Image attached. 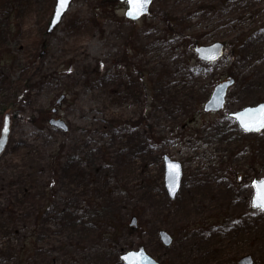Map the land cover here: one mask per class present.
Returning <instances> with one entry per match:
<instances>
[{"label":"rangeland","instance_id":"374dc122","mask_svg":"<svg viewBox=\"0 0 264 264\" xmlns=\"http://www.w3.org/2000/svg\"><path fill=\"white\" fill-rule=\"evenodd\" d=\"M54 6L0 0V264H125L141 246L161 264H264V130L230 116L264 101V0H154L135 22L126 2L72 0L48 32ZM216 41L224 55L200 60ZM165 155L183 164L175 199Z\"/></svg>","mask_w":264,"mask_h":264},{"label":"water","instance_id":"95a60500","mask_svg":"<svg viewBox=\"0 0 264 264\" xmlns=\"http://www.w3.org/2000/svg\"><path fill=\"white\" fill-rule=\"evenodd\" d=\"M122 2L126 0H120ZM72 0H68V5L65 8V10L62 12L61 17L59 20L55 19V14L58 10V0H55V6H54V12L52 15V18L50 19L49 26H48V32H51L57 27V25L61 22L63 16L69 9V6L71 4ZM153 3V0H150L149 3H147L144 11L142 14L138 15L137 18H133L128 13L132 10L131 5L128 4V9L126 11L127 18L131 20H138L142 16L147 15L149 13L150 7ZM195 51L197 53V56L199 59L206 61V62H214L221 58L225 53V47L224 44L221 42H214L210 45H203V46H197L195 48ZM234 83V80H226L224 82H221L217 84L213 91L211 96L209 97L208 101L205 103V111H219L225 107L226 102V95L228 88ZM261 110H264V102L258 103L254 106H247L243 109H240L237 112L231 113V117H233L237 123L239 124L240 128L247 133H259L264 130V127H260L259 130H246L244 127V124L242 121H251L252 126L255 129L256 127H259V121L261 119H264V112ZM50 125L55 128H60L63 131H68V125L65 123L62 119H56L52 118L49 121ZM9 130H10V118L7 116L5 118L4 126L2 129V134L0 137V155L4 151L9 137ZM164 165H165V187L166 190L170 196V198L174 199L176 198L177 194L180 191L181 183H182V177H183V167L181 162L177 160H173L170 156L165 155L164 156ZM260 182H264L263 179H256L253 182V186L255 189V194L253 196V202L252 207L253 208H259L254 206V202L257 200V185L260 184ZM264 210V209H263ZM136 225V218H132L130 222V226ZM160 238L165 246H170L173 242L172 236L162 230L159 232ZM121 258L125 262V264H159V262L153 258L151 255L147 253V251L141 247L138 250H130L126 253H123L121 255ZM254 260L252 256L246 255L239 259L238 264H253Z\"/></svg>","mask_w":264,"mask_h":264},{"label":"snow or ice","instance_id":"6c2138e0","mask_svg":"<svg viewBox=\"0 0 264 264\" xmlns=\"http://www.w3.org/2000/svg\"><path fill=\"white\" fill-rule=\"evenodd\" d=\"M126 2L129 3L132 8L128 14L135 19L138 17V15L143 13L147 3H149L150 0H126ZM58 5L59 7L55 14L56 20L60 19L62 12L68 5V0H58ZM261 111L264 112V110ZM242 123L244 124L245 129L249 131L259 130L260 127H264V119L259 121V127H256L255 129L253 128L251 121H242ZM254 206L264 209V182H260V184L257 185V200L254 202Z\"/></svg>","mask_w":264,"mask_h":264},{"label":"trees","instance_id":"16d2710c","mask_svg":"<svg viewBox=\"0 0 264 264\" xmlns=\"http://www.w3.org/2000/svg\"><path fill=\"white\" fill-rule=\"evenodd\" d=\"M166 22H167V25L170 27L169 29L174 32L171 22L168 19L166 20Z\"/></svg>","mask_w":264,"mask_h":264}]
</instances>
